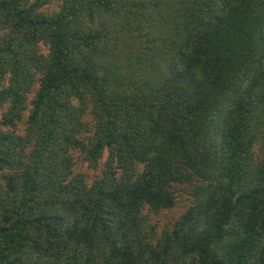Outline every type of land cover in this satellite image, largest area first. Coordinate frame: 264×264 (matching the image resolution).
Returning a JSON list of instances; mask_svg holds the SVG:
<instances>
[{
	"label": "trees",
	"instance_id": "16d2710c",
	"mask_svg": "<svg viewBox=\"0 0 264 264\" xmlns=\"http://www.w3.org/2000/svg\"><path fill=\"white\" fill-rule=\"evenodd\" d=\"M52 2L0 0V264H264V0Z\"/></svg>",
	"mask_w": 264,
	"mask_h": 264
},
{
	"label": "rangeland",
	"instance_id": "374dc122",
	"mask_svg": "<svg viewBox=\"0 0 264 264\" xmlns=\"http://www.w3.org/2000/svg\"><path fill=\"white\" fill-rule=\"evenodd\" d=\"M58 5H59V0H53L52 4L48 6L47 8L49 11H52L58 8ZM24 129H25V124L22 123L20 125L19 132L23 133ZM83 168L84 170L88 171L91 174V176H94L95 174L94 171L88 170L86 165H84ZM175 187L178 188L180 191L176 205L173 206L172 208L164 209L160 213L151 215L152 216L151 220L154 222H158L159 224V232H161L160 230L164 228L166 225L168 226L172 225L173 222L177 220L179 216L185 211L186 206L188 204V197H187L188 195L182 192L184 184H176Z\"/></svg>",
	"mask_w": 264,
	"mask_h": 264
}]
</instances>
